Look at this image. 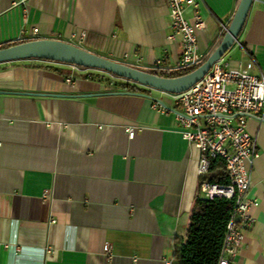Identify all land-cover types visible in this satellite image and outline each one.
Masks as SVG:
<instances>
[{
    "label": "crops",
    "instance_id": "1",
    "mask_svg": "<svg viewBox=\"0 0 264 264\" xmlns=\"http://www.w3.org/2000/svg\"><path fill=\"white\" fill-rule=\"evenodd\" d=\"M239 2L198 0L206 58ZM250 11L223 62L245 69L252 56L258 64L252 73L264 74V0ZM173 34L166 0H0V48L62 40L131 67L172 73L181 56ZM126 82L40 59L0 64V264L173 263L175 239L186 241L203 195L201 152L182 136L174 96L138 85L144 90L138 93L165 107L112 94L133 92L120 86ZM248 128L258 150L250 197L259 205L234 264H264V123L251 118Z\"/></svg>",
    "mask_w": 264,
    "mask_h": 264
},
{
    "label": "built area",
    "instance_id": "2",
    "mask_svg": "<svg viewBox=\"0 0 264 264\" xmlns=\"http://www.w3.org/2000/svg\"><path fill=\"white\" fill-rule=\"evenodd\" d=\"M166 1L174 31L171 38L179 37L181 40V56L175 69L196 68L206 59L198 43V32L206 28L198 0ZM189 8L192 9V19L187 16ZM32 32L38 33V28ZM257 66L252 56L245 69H233L221 59L189 90L171 94L181 107L176 117L182 124L183 138L201 152L200 176L209 173L214 159L220 158L225 162L228 184L205 182L200 186L204 198L208 200L225 198L234 202L219 264L235 263L246 229L254 223L250 211L259 205L257 199L250 197L251 169L258 150L257 141L248 128L251 118L264 123V74L252 73ZM66 82L72 83V78L69 77ZM127 133L131 139L135 130L130 128ZM50 194V190H46L42 196L49 199ZM133 264H137L136 259Z\"/></svg>",
    "mask_w": 264,
    "mask_h": 264
},
{
    "label": "water",
    "instance_id": "3",
    "mask_svg": "<svg viewBox=\"0 0 264 264\" xmlns=\"http://www.w3.org/2000/svg\"><path fill=\"white\" fill-rule=\"evenodd\" d=\"M255 0H240L238 9L228 25L221 43L207 59L193 71L177 76L162 77L157 74L146 72L127 64H123L80 47L78 45L55 39H37L14 44L9 47L0 48V64L21 61L26 59H40L55 63L69 64L87 69H96L113 74L119 78L162 91L169 94H180L186 92L195 84L200 82L210 71L215 63L223 59L232 46L237 43L248 18L249 12ZM112 94L139 95L147 97L162 106L166 105L146 94L133 92H116ZM59 97L62 95H52ZM51 96V97H52Z\"/></svg>",
    "mask_w": 264,
    "mask_h": 264
},
{
    "label": "trees",
    "instance_id": "4",
    "mask_svg": "<svg viewBox=\"0 0 264 264\" xmlns=\"http://www.w3.org/2000/svg\"><path fill=\"white\" fill-rule=\"evenodd\" d=\"M12 45L14 44L5 47ZM79 68L87 69L83 67ZM196 68L176 72L172 71V73L151 70H146V72L162 77H177L187 74ZM108 74L114 78H118V80L122 79L113 74ZM120 86L133 92H144L143 89L138 87V84H134L133 82L127 81L126 83H121ZM201 179L202 183L228 184L229 179L224 160L220 158H217V160L214 159L211 163L209 173ZM233 209V201L231 202L225 198L208 200L200 194L196 199L186 241L183 242L179 238L175 239V255L172 264H219L227 225L231 219Z\"/></svg>",
    "mask_w": 264,
    "mask_h": 264
}]
</instances>
